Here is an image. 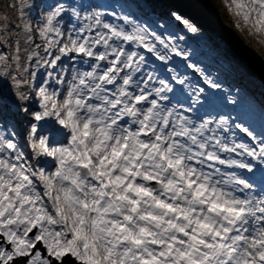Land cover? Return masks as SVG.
<instances>
[{"label": "snow or ice", "instance_id": "obj_1", "mask_svg": "<svg viewBox=\"0 0 264 264\" xmlns=\"http://www.w3.org/2000/svg\"><path fill=\"white\" fill-rule=\"evenodd\" d=\"M225 6L264 45V0ZM11 7L0 80L28 119L23 135L0 123V264H264V137L228 115L193 118L221 85L168 67L188 60L175 38L78 0H52L35 24L29 0ZM257 167L259 186L243 175Z\"/></svg>", "mask_w": 264, "mask_h": 264}, {"label": "rangeland", "instance_id": "obj_2", "mask_svg": "<svg viewBox=\"0 0 264 264\" xmlns=\"http://www.w3.org/2000/svg\"><path fill=\"white\" fill-rule=\"evenodd\" d=\"M197 1L202 4L204 9H198L199 12L192 13L184 8L180 2L190 6L193 5V1L154 0V4L150 7V16L144 17L138 11L141 8L136 5V0H120L119 5L122 10L117 14L129 16L136 23L148 27L162 37L175 38V43L188 53L187 64H196L221 85V89L216 91L220 94V99H214L211 96L212 104H221L231 98L237 107V112L234 114L237 115V122L247 126L249 121H259L262 127L253 132L258 137H264V97L258 92L253 82V78L256 76L262 81L264 71L255 68L249 61L250 59L256 60L264 66V45L257 43L256 38L250 36L246 31L237 28L239 21L228 11L225 0ZM20 2L21 0H10V2L0 0V20L6 16L9 21L15 24L16 14L15 17L13 14L16 12L11 5H19ZM29 2L32 7L26 8L25 15L28 20L35 24L46 10V4L51 3L52 0H29ZM79 3L88 6L83 10H91L94 7L101 11L111 12L104 8V0L102 2L101 0H80ZM194 7H192L193 10ZM173 13L188 21L196 27L197 31L195 33L190 32L183 23L174 18ZM105 18L110 22L113 20L111 16ZM179 37H183V39L181 40ZM233 38L240 44L242 51L233 43ZM178 59L179 57L174 56L169 66L180 75L188 76L193 86L196 84L204 86L191 69L178 64ZM156 67L160 71V75L165 76V66L157 62ZM208 94L206 93V95ZM27 103L32 104L33 102ZM8 107L13 109L11 118H8V125L23 135V128L28 118L20 111V102L14 96L11 83L0 80V115L4 114L5 108ZM18 118H21L22 121H18ZM46 128L45 134L57 141L56 137L60 134L59 126L50 121ZM237 140L249 142L239 132H237ZM21 146L23 147V140H21ZM256 171H260L259 167Z\"/></svg>", "mask_w": 264, "mask_h": 264}, {"label": "trees", "instance_id": "obj_3", "mask_svg": "<svg viewBox=\"0 0 264 264\" xmlns=\"http://www.w3.org/2000/svg\"><path fill=\"white\" fill-rule=\"evenodd\" d=\"M7 1L10 2V0H7ZM190 1H193L194 5L197 6L198 8L204 9L202 4L199 3V1H197V0H190ZM15 14L16 13L13 14L14 17H15ZM253 82L255 83V86L257 87L258 91H261V90L264 91V87L261 85V82L259 81L257 76L255 78H253Z\"/></svg>", "mask_w": 264, "mask_h": 264}, {"label": "water", "instance_id": "obj_4", "mask_svg": "<svg viewBox=\"0 0 264 264\" xmlns=\"http://www.w3.org/2000/svg\"><path fill=\"white\" fill-rule=\"evenodd\" d=\"M233 43L242 51V47L240 46V44L236 41V39L235 38H233ZM250 62H251V64L255 67V68H257V69H259V70H262V71H264V66H262L260 63H258V61H256V60H252V59H250L249 60ZM261 78V77H260ZM262 79V78H261ZM262 82H263V84H264V79L262 80Z\"/></svg>", "mask_w": 264, "mask_h": 264}, {"label": "bare ground", "instance_id": "obj_5", "mask_svg": "<svg viewBox=\"0 0 264 264\" xmlns=\"http://www.w3.org/2000/svg\"><path fill=\"white\" fill-rule=\"evenodd\" d=\"M187 10H188V8L186 7V6H184ZM189 11V10H188ZM190 12V11H189ZM27 151V150H26Z\"/></svg>", "mask_w": 264, "mask_h": 264}]
</instances>
